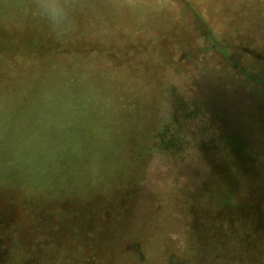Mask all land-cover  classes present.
Instances as JSON below:
<instances>
[{
    "label": "rangeland",
    "instance_id": "1",
    "mask_svg": "<svg viewBox=\"0 0 264 264\" xmlns=\"http://www.w3.org/2000/svg\"><path fill=\"white\" fill-rule=\"evenodd\" d=\"M74 19L0 0V264H264V0Z\"/></svg>",
    "mask_w": 264,
    "mask_h": 264
},
{
    "label": "clouds",
    "instance_id": "2",
    "mask_svg": "<svg viewBox=\"0 0 264 264\" xmlns=\"http://www.w3.org/2000/svg\"><path fill=\"white\" fill-rule=\"evenodd\" d=\"M172 0H114L118 10L132 14L159 13L170 8ZM77 0H29L33 15L43 20L58 38L75 28Z\"/></svg>",
    "mask_w": 264,
    "mask_h": 264
},
{
    "label": "trees",
    "instance_id": "3",
    "mask_svg": "<svg viewBox=\"0 0 264 264\" xmlns=\"http://www.w3.org/2000/svg\"><path fill=\"white\" fill-rule=\"evenodd\" d=\"M62 48L60 47V50H61ZM63 51V50H62Z\"/></svg>",
    "mask_w": 264,
    "mask_h": 264
}]
</instances>
